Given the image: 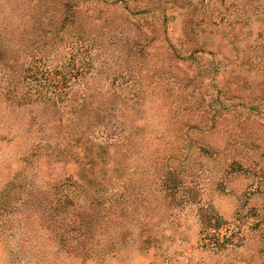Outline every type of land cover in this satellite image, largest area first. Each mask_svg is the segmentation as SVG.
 <instances>
[{
	"label": "rangeland",
	"instance_id": "rangeland-1",
	"mask_svg": "<svg viewBox=\"0 0 264 264\" xmlns=\"http://www.w3.org/2000/svg\"><path fill=\"white\" fill-rule=\"evenodd\" d=\"M0 264H264V0H0Z\"/></svg>",
	"mask_w": 264,
	"mask_h": 264
},
{
	"label": "trees",
	"instance_id": "trees-1",
	"mask_svg": "<svg viewBox=\"0 0 264 264\" xmlns=\"http://www.w3.org/2000/svg\"><path fill=\"white\" fill-rule=\"evenodd\" d=\"M59 188H55L51 192L44 191V193H39L40 196L43 198L44 201H53L56 203L54 206H49L48 209L54 212L57 220H59V227L54 224V228L61 229L62 232L60 233L59 237L63 240L61 242H68L66 235L69 232H76L78 233V238L85 235V230H87L86 222L82 216V212L75 211V209L80 208L79 205L76 204V199L74 195L72 196L70 192V188H74V184L68 181H64L61 185L58 186ZM76 188V186H75ZM70 192V193H69ZM46 203V202H45ZM41 204V203H39ZM80 218L84 221L82 224L78 221ZM86 227V228H85ZM81 228H84L82 232H79ZM64 236V238H62ZM71 240V239H69ZM72 241V240H71Z\"/></svg>",
	"mask_w": 264,
	"mask_h": 264
}]
</instances>
